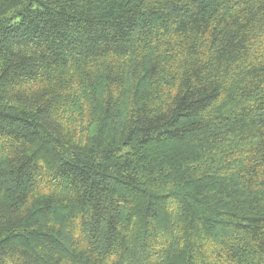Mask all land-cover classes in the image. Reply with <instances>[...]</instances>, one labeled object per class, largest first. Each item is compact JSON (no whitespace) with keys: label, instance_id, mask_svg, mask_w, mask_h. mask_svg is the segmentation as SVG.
Returning <instances> with one entry per match:
<instances>
[{"label":"trees","instance_id":"1","mask_svg":"<svg viewBox=\"0 0 264 264\" xmlns=\"http://www.w3.org/2000/svg\"><path fill=\"white\" fill-rule=\"evenodd\" d=\"M0 264H264V0H0Z\"/></svg>","mask_w":264,"mask_h":264}]
</instances>
